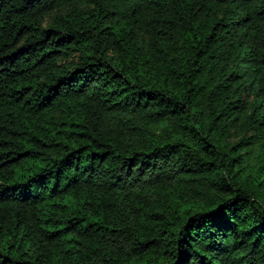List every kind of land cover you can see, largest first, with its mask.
Returning a JSON list of instances; mask_svg holds the SVG:
<instances>
[{
  "label": "trees",
  "instance_id": "16d2710c",
  "mask_svg": "<svg viewBox=\"0 0 264 264\" xmlns=\"http://www.w3.org/2000/svg\"><path fill=\"white\" fill-rule=\"evenodd\" d=\"M0 264H264V0H0Z\"/></svg>",
  "mask_w": 264,
  "mask_h": 264
}]
</instances>
